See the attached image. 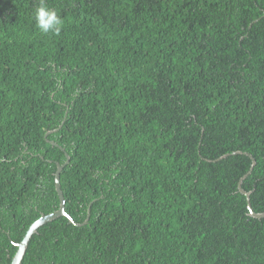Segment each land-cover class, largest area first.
Wrapping results in <instances>:
<instances>
[{
	"label": "trees",
	"instance_id": "16d2710c",
	"mask_svg": "<svg viewBox=\"0 0 264 264\" xmlns=\"http://www.w3.org/2000/svg\"><path fill=\"white\" fill-rule=\"evenodd\" d=\"M56 162L20 264H264V0H0V264Z\"/></svg>",
	"mask_w": 264,
	"mask_h": 264
},
{
	"label": "water",
	"instance_id": "95a60500",
	"mask_svg": "<svg viewBox=\"0 0 264 264\" xmlns=\"http://www.w3.org/2000/svg\"><path fill=\"white\" fill-rule=\"evenodd\" d=\"M50 143L57 145L60 148L64 149L61 145L57 144L53 140H50ZM65 154L67 157V159H66V161H67L68 155L66 152H65ZM56 164H57V169L55 172L54 180H55V188H56V191L58 193L59 201H60L59 207L56 210L49 212L47 214H41V216L39 218H37L35 221H33L30 224V226L27 228V230H26L23 238L21 239V241L13 242L14 244L17 245V250L12 257L10 264H20L21 259L24 255V252L26 250L29 238L31 237V235L37 230V228L41 224H43L44 222L51 220L57 216H60V215H66L68 217V219L72 221V218L70 217V215H68V213L65 211V200H64V196H63V193H62V190L60 187V181H59V173L62 169L63 164H59L58 162H56ZM238 187H239V190L246 195L247 206L249 208V214L256 216V217L264 216V212H255L252 209L251 204L249 203V192L244 190L243 187L241 186V179L239 180ZM85 220H87V218Z\"/></svg>",
	"mask_w": 264,
	"mask_h": 264
}]
</instances>
